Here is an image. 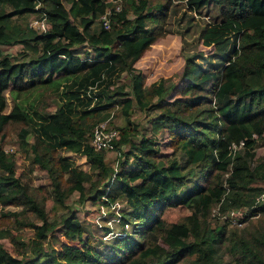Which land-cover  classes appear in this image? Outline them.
I'll return each instance as SVG.
<instances>
[{
  "label": "trees",
  "instance_id": "trees-1",
  "mask_svg": "<svg viewBox=\"0 0 264 264\" xmlns=\"http://www.w3.org/2000/svg\"><path fill=\"white\" fill-rule=\"evenodd\" d=\"M151 1L124 0L121 9H111L109 28L102 22L92 30L95 20L109 10V0H0V203L21 205L19 212L34 211L42 221L27 222L35 229L32 255L20 258L0 242V264H177L186 256L193 257L189 264H223L215 255L226 224H206L211 209L216 205L221 212H264V198L257 200L264 192V158H256L257 146L264 144V0H186L182 18L190 15L193 23L191 12L214 3L220 6V20L207 21L200 29L199 38L213 51L185 53L181 77L188 81L172 101L166 95L174 85L161 78L146 86V75L134 65L158 38L174 32L165 28L172 17L171 0ZM32 13L47 17V31L20 23ZM18 43L24 47L21 53L4 52L3 45ZM85 43L94 52L81 57ZM123 71L131 78L130 91L115 82ZM43 85L61 89L55 110H46L40 102L35 107L18 101ZM7 92L13 98L8 111ZM135 103L147 112L159 110L150 118L152 135L138 140L128 139L127 133ZM113 104L122 106L128 124L121 127V138L112 139V147L131 145L120 171L107 163L104 148L91 145L93 122H88L108 116L106 108ZM9 125L18 126L22 147H31L33 164L47 170L58 202L63 203L66 173L69 192L78 191L81 202L105 194L111 200L119 194L126 197L122 219L136 226L111 243V255L86 243L44 249L43 240L56 223L16 175L15 160L3 147ZM164 128L172 138L170 157L158 156L155 135ZM31 132L34 143L28 139ZM61 148L83 153L95 173L59 155ZM197 166L195 183L188 186ZM94 180L108 190L97 187L91 193L86 182ZM173 205H185L191 213L167 223L162 212ZM5 216L0 209V218ZM61 220L71 238L83 239L78 215L66 214ZM4 237L12 238V233L0 227ZM230 251L231 264H264V230L234 241Z\"/></svg>",
  "mask_w": 264,
  "mask_h": 264
},
{
  "label": "rangeland",
  "instance_id": "rangeland-1",
  "mask_svg": "<svg viewBox=\"0 0 264 264\" xmlns=\"http://www.w3.org/2000/svg\"><path fill=\"white\" fill-rule=\"evenodd\" d=\"M152 1L159 3L166 0ZM109 2V10L111 12V9L113 8L121 9L124 0H109ZM64 3L67 7L70 6L68 1H65ZM186 6V0H171L169 11L171 13L170 16L174 18L170 17L165 28H170V30L174 32L166 33L158 38L134 64L138 71H141L146 75V86H149L152 82H158L161 78L167 79V85H174L172 90L166 95V99L170 101L174 100L177 96L182 95L181 91L188 81V79L181 77L185 66V53L193 55L203 51L208 54L213 51L214 47L212 45L205 44L204 41L199 38L200 29L207 21L216 24L220 20L219 5L209 3L198 13L191 12L195 17L193 23L189 21L188 16L190 15L182 18V11ZM174 9H177L178 13L175 14ZM110 12H108V14H110ZM103 15L107 18V14ZM103 15L95 20L94 24L91 26L92 30L100 27L102 22L105 25ZM129 16H133L132 12L129 13ZM38 17V13H32L27 19L20 20V23L23 25H26L28 22L32 23L33 20ZM49 27L50 26H48L47 29H49ZM46 30H39L38 32L42 33ZM83 45L84 47L81 48L82 52L79 54L81 57L87 55L85 51L94 52L87 43ZM2 47L5 53L12 55H17L24 50L23 45L20 43L3 45ZM183 48L185 52L183 51ZM23 57L25 58L26 56ZM115 80L116 84H124L126 90H131V78L127 71L121 72ZM58 90L59 92L61 91V89ZM58 90L55 89L54 86L43 85L42 87L33 88V90L22 94L21 97L18 98V101L26 106L33 105L35 107L37 103L40 102L46 110L53 111L61 104ZM7 96L8 106L6 109L8 111L13 105V98L9 92H7ZM103 109H108V116H105V118L102 119V116L88 119L89 124L93 122L92 131L99 123L106 122L108 130L116 129L119 131L120 135H122L121 127H125L128 124L121 112L122 106L113 104L112 107ZM157 113H159V110L157 109L150 112L141 110L135 103L130 118L131 121H133V124L129 125L130 129L127 131L128 139L131 138L138 140L142 135H152L150 118ZM134 127H136V129ZM17 128V125H9L6 127V136L3 141V147L15 160L16 175L20 176L22 182L27 184L32 196L45 209L49 221L56 223L55 228L50 231L47 238L43 240L44 249L48 250L51 249V247L61 249L64 243L75 245L86 243L88 246H92L106 255H111V243L119 236L125 234L123 230L126 229L127 232L131 234L136 226L134 222H129L127 225L122 219V215L126 214L128 209L126 197L123 194H119L115 200H111L110 197L105 194L101 199L95 200L93 197L88 196L84 202H81L79 200L80 193L78 191L69 192L67 187L70 183L68 182V174L66 173L62 182L64 188L63 203L58 202L56 200L52 178L49 176L46 169L38 164H33L35 154L30 146L22 147L18 131L16 130ZM121 137L122 136H120V138ZM35 138L36 137L32 132L28 136L30 143H34ZM155 139L160 148L158 156H172L174 148L171 143L172 138L169 129L164 128L160 130V132L155 135ZM130 148V143L126 142L122 144L121 150L113 147L104 149L106 161L112 166L113 171L121 170L125 156L124 152L129 151ZM58 153L59 155L61 154L68 158L69 161H73L76 165H80L85 170L95 173V171L91 169L90 163L83 153H77L68 148H61ZM260 157L264 158V144L262 143L256 148V158ZM133 167L134 165H130L127 168L132 170ZM198 169V166L193 168V173L187 183L188 186L194 185ZM2 173L3 171L0 167V175ZM227 175L228 173L225 174V176ZM95 180L86 182L88 190L91 193H94L97 187H99L101 191L104 189L106 191L108 190V187H103L102 185L97 184ZM261 185L264 187V183ZM110 188L112 189V187ZM106 198L108 200H106ZM22 208L23 206L15 205L13 203H0L1 211L8 214V216L0 218V227L9 230L12 233L13 238H0V242L13 255L20 258H27L32 255L31 245L33 244V237H35V229L28 225L27 222L41 223L42 221L34 211H26L24 213L19 212ZM190 213L191 210L185 205H173L164 209L162 217L167 223H173L181 221ZM66 214H76L80 218L85 230L82 234L83 239L81 241L69 236L68 231L61 220ZM224 223L226 224L225 234L223 235L222 241L216 246L217 253L215 258L219 263L231 264L232 254L230 248L232 243L263 231L264 212H259L256 215H248V209L242 208L241 213L238 214L237 218L232 219L230 216L224 215V212L219 211L218 206L215 205L206 217V224H209L210 227H214L215 225H221ZM143 239L144 237H141V241L148 242L149 240L146 241V239ZM159 242L166 245L162 239L159 240ZM191 259H193L192 256H186L177 264H189Z\"/></svg>",
  "mask_w": 264,
  "mask_h": 264
},
{
  "label": "built area",
  "instance_id": "built-area-1",
  "mask_svg": "<svg viewBox=\"0 0 264 264\" xmlns=\"http://www.w3.org/2000/svg\"><path fill=\"white\" fill-rule=\"evenodd\" d=\"M108 12H110V10H108L105 13L107 14V18H105V15H103L105 19L104 26L106 28L110 27L109 15L111 14V12L110 14H108ZM29 25L35 28L37 31H39V30H46L48 26H50V23L47 21V17L45 15H39V17L33 20L32 23H29ZM119 137H120V133L118 130L116 129L108 130L106 122H102V123H99L92 131L91 145H93L97 149H103V148L108 149L112 147V139H116ZM263 198H264V192L260 196L257 197V200L258 199L261 200ZM241 210L242 208H232V209L224 211V215L230 216L232 219H236L238 214L241 213Z\"/></svg>",
  "mask_w": 264,
  "mask_h": 264
}]
</instances>
